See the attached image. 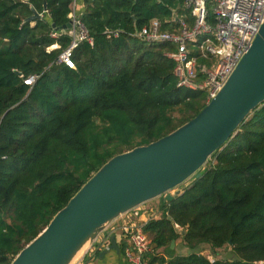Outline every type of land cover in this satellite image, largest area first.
<instances>
[{
    "label": "trees",
    "instance_id": "trees-1",
    "mask_svg": "<svg viewBox=\"0 0 264 264\" xmlns=\"http://www.w3.org/2000/svg\"><path fill=\"white\" fill-rule=\"evenodd\" d=\"M73 2L0 0V264H10L109 158L168 134L207 103L204 90L177 86L165 55L172 45L130 35L151 19L163 30L190 19L182 0H84L80 19L92 44L74 49L75 69L55 63L70 37L50 34L69 21ZM31 7L42 16L25 21ZM206 164L171 200L159 196L158 217L143 226L150 264L264 261V103ZM178 238L190 253H160ZM202 243L228 246L231 257L193 251Z\"/></svg>",
    "mask_w": 264,
    "mask_h": 264
},
{
    "label": "water",
    "instance_id": "water-1",
    "mask_svg": "<svg viewBox=\"0 0 264 264\" xmlns=\"http://www.w3.org/2000/svg\"><path fill=\"white\" fill-rule=\"evenodd\" d=\"M31 10L25 21L41 18L42 14ZM70 27L69 20L54 30ZM262 103L264 21L223 86L194 117L146 145L109 158L10 264H69L87 241L92 244L120 215L162 195L171 200L169 191L193 175L200 176L209 156L235 135L248 114ZM110 249L120 251L114 235L99 256ZM224 257L230 258L231 252Z\"/></svg>",
    "mask_w": 264,
    "mask_h": 264
},
{
    "label": "built area",
    "instance_id": "built-area-1",
    "mask_svg": "<svg viewBox=\"0 0 264 264\" xmlns=\"http://www.w3.org/2000/svg\"><path fill=\"white\" fill-rule=\"evenodd\" d=\"M74 4L75 2L68 15L71 27L53 30L50 33L52 37L58 36L60 32L70 37L69 45L59 52L55 63L64 64L72 69L76 66L73 51L77 45L82 41L92 44V38L80 16L74 13ZM182 6L189 11L190 19L184 17L172 19L177 23L175 28L163 30L157 19H151L130 35L146 43L172 45L165 55L174 64L173 73L177 79V86L204 90L208 102L223 86L258 33L264 21V0H182ZM209 14L212 21H209ZM120 32L105 31L108 37H117ZM50 47L46 48L47 51ZM37 78L36 74L30 75L24 78L23 82L31 86ZM128 212L124 213V216ZM122 216L123 214L119 217ZM157 217L158 214L151 218ZM147 221L127 220L110 228L120 230L128 240L124 255L130 264H150L146 256L151 248L150 237L143 230ZM175 227L182 231L178 225ZM96 240L97 238L93 243Z\"/></svg>",
    "mask_w": 264,
    "mask_h": 264
},
{
    "label": "crops",
    "instance_id": "crops-1",
    "mask_svg": "<svg viewBox=\"0 0 264 264\" xmlns=\"http://www.w3.org/2000/svg\"><path fill=\"white\" fill-rule=\"evenodd\" d=\"M83 1L84 0H76L74 4V13L76 15L80 16V14L84 11L85 6ZM157 214L158 213L156 210L153 211V209L149 210L148 208L138 207L137 209L133 210L132 214H127L120 217L119 222L122 223L123 221L127 220L145 222L153 215ZM111 235L115 236V243L119 247V250L120 246L124 245L125 248V246L128 244V240L124 237V235H122L120 230H105L97 237V240L92 244L90 251L84 258H82L79 264H130L124 255V249L122 252L120 250L119 253L114 249H110L102 256H99V253L110 244ZM177 243L178 242L175 241L173 247H170L169 245V247L162 249L161 254L168 257L175 255H186L188 253V251L186 252L187 246L182 244L181 240H179L178 247Z\"/></svg>",
    "mask_w": 264,
    "mask_h": 264
},
{
    "label": "rangeland",
    "instance_id": "rangeland-1",
    "mask_svg": "<svg viewBox=\"0 0 264 264\" xmlns=\"http://www.w3.org/2000/svg\"><path fill=\"white\" fill-rule=\"evenodd\" d=\"M52 48H56V45H52L50 48H49V50L50 49H52ZM207 164L205 163L202 167H201V169L202 168H204L205 166H206ZM193 180V176H191L190 178H188V179H186L183 183H181L180 185H178V186H176L175 188H172L169 192H170V194H172V195H174L175 193H177V192H180V191H182L188 184H190V182ZM159 197H156V198H154V199H151V200H149V201H146V202H144V203H142V204H140L139 206H137V207H144V208H148L149 210H151V209H153V211H157L158 212V209H157V205H158V203H159ZM136 209V208H135ZM132 212H133V210H131L130 212H128L127 214H132ZM159 213V212H158ZM123 216H124V214H123ZM133 216V215H132ZM119 220H120V217L119 218H117V220L115 221V222H113V224H111L109 227H107L105 230H110V228H111V226L112 225H114L115 226V224H118L119 223ZM179 240H181V238H178L177 240H176V242H178L177 243V247H178V244H179ZM182 242V241H181ZM182 244H183V242H182ZM91 246H92V244H90V242L89 241H87L86 242V244H85V247H84V249L83 250H81L73 259H72V261L69 263V264H79V262L82 260V258H84L87 254H88V252L90 251V248H91ZM162 250V249H161ZM161 250H159L160 251V253H162L161 252ZM230 250V248L228 247V246H223L222 248H218V249H212L211 247H210V245H208V244H205V243H202V244H200V245H198V247L197 248H195V249H193V251H196V252H199V253H201V254H203V255H205V256H207L209 259H221V258H223L224 256H225V254L228 252ZM188 251V253H190L191 252V249H189L188 247H187V250H186V252ZM187 253V254H188Z\"/></svg>",
    "mask_w": 264,
    "mask_h": 264
},
{
    "label": "bare ground",
    "instance_id": "bare-ground-1",
    "mask_svg": "<svg viewBox=\"0 0 264 264\" xmlns=\"http://www.w3.org/2000/svg\"><path fill=\"white\" fill-rule=\"evenodd\" d=\"M86 244V243H85ZM85 244L81 247V249L76 253V255L81 251V250H83L84 249V247H85ZM75 255V256H76Z\"/></svg>",
    "mask_w": 264,
    "mask_h": 264
}]
</instances>
